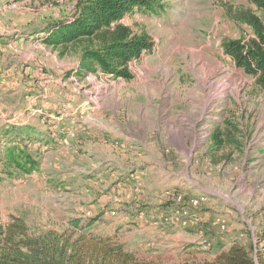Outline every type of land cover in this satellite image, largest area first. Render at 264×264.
Masks as SVG:
<instances>
[{
	"label": "rangeland",
	"instance_id": "1",
	"mask_svg": "<svg viewBox=\"0 0 264 264\" xmlns=\"http://www.w3.org/2000/svg\"><path fill=\"white\" fill-rule=\"evenodd\" d=\"M75 2L0 0V224L20 217L32 234L40 235L63 219L100 215L97 231L110 234L121 227V240L133 248L160 264H180L179 255L159 238L167 229L170 234L177 230L170 222L178 207L175 195L161 205L171 206L163 217L168 222L143 215L138 223H127L133 205L120 204L110 189L131 172L121 163L128 145L139 153L149 144L185 150L190 139L202 154L200 183L220 200L214 222L224 220L228 232L210 251L194 249V258L185 264L211 263L220 248L243 242L247 233L254 239L264 225V201L252 206L245 185L257 163L264 168V90L255 88L221 49L223 39L252 36L247 26L226 16L229 9L248 7L247 0H167L159 16H126L122 24L153 43L151 51L128 65L129 80L100 71L80 75L78 48L62 50L43 42L50 25L72 15ZM155 106L161 110L153 118L149 111ZM223 118L238 126L241 148L231 161L213 165L204 151L210 128ZM177 122L178 134L173 130ZM158 123L160 131L155 130ZM19 129L41 139L21 144ZM161 134L166 137L160 139ZM13 140L37 162L30 175L2 170V151ZM231 190L241 193L232 196ZM196 197L202 208L208 195ZM248 204L262 215L250 216Z\"/></svg>",
	"mask_w": 264,
	"mask_h": 264
},
{
	"label": "trees",
	"instance_id": "2",
	"mask_svg": "<svg viewBox=\"0 0 264 264\" xmlns=\"http://www.w3.org/2000/svg\"><path fill=\"white\" fill-rule=\"evenodd\" d=\"M167 0H76L72 15L63 22L48 27L42 39L48 45L78 48V74L100 71L116 78L129 80L128 65L151 51L153 43L146 34L133 33L122 24L128 15L139 13L159 16L166 9ZM248 7L227 11V18L247 26L252 36L245 39H223L221 49L236 69L253 79V85L264 90V0H247ZM21 144L39 141V135L19 129ZM241 131L235 123L223 118L209 130L207 155L212 164L231 161L239 151ZM4 141L7 137L4 136ZM2 170L11 176L13 171L30 175L37 162L16 140L2 151ZM100 215L87 219H63L58 228L34 235L20 217L0 224V264H158L131 250L121 240L119 231L112 234L97 231ZM256 242V243H255ZM207 264H264V225L255 232L254 239L234 242L215 260Z\"/></svg>",
	"mask_w": 264,
	"mask_h": 264
},
{
	"label": "crops",
	"instance_id": "3",
	"mask_svg": "<svg viewBox=\"0 0 264 264\" xmlns=\"http://www.w3.org/2000/svg\"><path fill=\"white\" fill-rule=\"evenodd\" d=\"M160 110L159 106H155V109L149 112L155 114L153 117L155 118V116L157 117L160 113ZM173 126L175 133L178 134L181 132L180 122H177V124ZM162 128L163 127L158 123L155 130L160 131ZM164 137L166 136H162L161 134L160 139H164ZM185 144V150H180L175 147L161 150L156 146L151 148V144H149L146 148V152L141 153L136 151V146L128 145V149L125 148L128 152L124 151L121 163L126 168L129 167L131 172L128 173L122 182H119L110 189L112 194L117 192L118 198L120 197V204L127 203L133 205L131 213L125 218L127 223L130 222V220L133 223H138V219H141L143 215L148 218L155 217L159 222L160 220H164L163 217L167 214L171 206L170 204L169 207L161 205L169 200L172 202V195H175V192L184 193L187 197L208 195L207 203L203 205L202 208H188L190 219L186 226L176 228L177 230H175L174 234H170L172 232L169 233L168 229L166 232L160 233L161 235L159 238H162L163 245L168 247L167 250H169L172 255L176 253L179 255V259L181 260L180 264L189 263L190 260L194 258V249H198L196 247V241L201 233L209 237L212 240V247H215L217 243L222 242V236L228 232L227 223L226 232L220 233L218 226L214 222L216 213L219 211V198L212 197L208 194L204 186L205 184L200 183L201 180H204V177L200 178L198 174V159L202 154L200 155V150L195 151L193 149L192 140L186 139ZM204 152L207 155V150ZM148 170L151 172H147ZM195 175H197V177H195ZM245 188L248 191L249 200L252 201V206H254L256 202L264 201L262 197L264 196V168L261 167V164L257 163L256 167L251 171ZM230 193L232 196H237L241 191L233 193L231 190ZM111 198L115 201L118 199L116 197ZM184 204L186 205V202H184ZM231 205L236 206V209L234 207H232V209L237 210L240 216H242V212L239 208L240 206L235 205L233 202ZM247 206V211H251L249 214L250 216L254 215V218H257L262 215L263 212L255 215V212L259 210L256 208H252L251 210L249 204L246 205V207ZM149 226L150 225H148V227ZM119 228L121 227L116 228L112 233L119 231ZM161 229L165 230V226L162 225ZM234 242L235 241L229 244L227 243L220 248L215 257L220 252L228 250ZM124 243L129 249L139 251V249L133 248L130 244ZM140 254L160 264L159 261L156 260V257L147 256L142 252H140Z\"/></svg>",
	"mask_w": 264,
	"mask_h": 264
},
{
	"label": "built area",
	"instance_id": "4",
	"mask_svg": "<svg viewBox=\"0 0 264 264\" xmlns=\"http://www.w3.org/2000/svg\"><path fill=\"white\" fill-rule=\"evenodd\" d=\"M175 200L178 207L175 209L174 214L170 218V222L175 225V228H182L187 225L189 221L188 208H199L201 199L198 197H187L184 193H175ZM186 202V205L184 204ZM168 222L169 219H164ZM216 225L220 233H225L227 229L226 222L222 219H216ZM198 249L202 252L210 251L212 247V240L205 234L201 233L196 241Z\"/></svg>",
	"mask_w": 264,
	"mask_h": 264
}]
</instances>
